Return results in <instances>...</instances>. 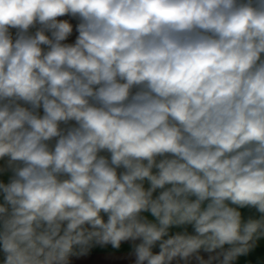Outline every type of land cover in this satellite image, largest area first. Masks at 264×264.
Segmentation results:
<instances>
[{
    "label": "clouds",
    "instance_id": "clouds-1",
    "mask_svg": "<svg viewBox=\"0 0 264 264\" xmlns=\"http://www.w3.org/2000/svg\"><path fill=\"white\" fill-rule=\"evenodd\" d=\"M0 264H264V0H0Z\"/></svg>",
    "mask_w": 264,
    "mask_h": 264
},
{
    "label": "crops",
    "instance_id": "crops-1",
    "mask_svg": "<svg viewBox=\"0 0 264 264\" xmlns=\"http://www.w3.org/2000/svg\"><path fill=\"white\" fill-rule=\"evenodd\" d=\"M96 259H102L106 261H113L119 259V256L117 254H114L112 252H107L104 250H101L100 255L96 257Z\"/></svg>",
    "mask_w": 264,
    "mask_h": 264
}]
</instances>
